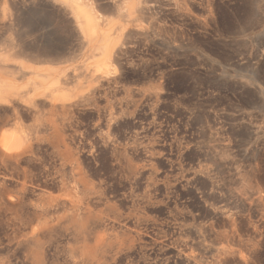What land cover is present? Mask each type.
Returning a JSON list of instances; mask_svg holds the SVG:
<instances>
[{
  "label": "rangeland",
  "instance_id": "374dc122",
  "mask_svg": "<svg viewBox=\"0 0 264 264\" xmlns=\"http://www.w3.org/2000/svg\"><path fill=\"white\" fill-rule=\"evenodd\" d=\"M211 5L212 21L207 34L192 31L191 46L181 51L182 55L179 53L183 57H178V54L161 58L154 51L148 53H153L151 55L144 54L146 62L126 68L122 84L115 88L117 95L115 90V93L108 94L113 100L103 95L98 101V108L101 109L85 110L65 124L68 129L89 131L113 126L117 130L115 140L121 147H129L132 160L148 163H145L142 175L129 179L125 160L119 161L124 158L117 155L112 147H102L108 152L99 147V152L105 153L98 152L96 165L83 155L88 165L93 166L91 170L94 166L98 169L94 168L105 193L99 201L101 204L93 202L87 205L89 208H56L51 212V229L55 231L50 229L46 240L45 237L41 239L43 247L48 246L47 255L52 258L49 262L54 261L49 264H95V260L110 259L114 248V253L117 249L119 254L115 256V264H220V260L223 262L225 258L221 254L222 248L242 252L237 254L241 256L245 252L242 245L247 241L259 239L257 242L264 244V0H211ZM39 19L38 27L50 31L47 20L45 23L44 18ZM45 27L49 29L45 30ZM200 52L208 54L212 62H204ZM157 73L164 78V97L159 98L161 101L147 94L138 98L139 88H147L151 84L150 79L155 78ZM102 107L109 110L105 111ZM114 108L119 110L115 109L116 112ZM42 114L45 117L41 118ZM41 115L36 121L29 117V125L34 122L41 126L56 119L52 112ZM42 119L45 122L42 123ZM2 121V127L7 126L3 130L12 129L15 125L6 117ZM87 138L92 139L91 136ZM127 142H130L129 145ZM130 146L136 149L133 151ZM47 157H44L46 161L43 164L53 166L50 157ZM248 174L253 179L252 186L246 183ZM7 212L1 216V221L4 220L2 226L5 227L1 231L6 232L2 235L11 237L12 241L8 242L5 238L1 241L0 264H34L31 246L29 248V243H24L26 240L22 234L25 231L21 232L19 217ZM76 227L82 234L76 233L79 231ZM15 228L18 229L17 234ZM83 233L85 237H82ZM242 240L244 243L240 242ZM113 242H118V246L116 244L115 247ZM263 244L248 264H264ZM84 245L92 248L87 256L77 254L81 256L77 258L76 254L68 253L70 249ZM259 250L261 253H258ZM237 261L242 264L239 257Z\"/></svg>",
  "mask_w": 264,
  "mask_h": 264
},
{
  "label": "bare ground",
  "instance_id": "6f19581e",
  "mask_svg": "<svg viewBox=\"0 0 264 264\" xmlns=\"http://www.w3.org/2000/svg\"><path fill=\"white\" fill-rule=\"evenodd\" d=\"M212 10L211 0H0V244L4 238L8 242L12 241L11 237L4 235L6 232L1 231L5 228L2 226L4 220L1 221V216L8 211L7 213L11 212V215H17L22 223L21 232L25 231L22 236L26 240L24 243H29V248L31 246L30 251L33 263L49 264L53 261L49 262L52 258L47 255L48 251L46 248L48 246L44 248L43 243H41V239L45 237L46 240V236L51 232V212L56 208H84V206H89L90 203L94 202L96 204L102 200L103 193H105V188L100 178H98L99 176H96L95 169L97 168L94 166L95 169H90L91 165L89 166V163L86 162L85 155L96 165L95 161L98 158L96 155L101 151V148L112 147L117 155L124 158L118 160L120 162L125 160L127 178L132 179L137 175L140 176L139 174L142 175V172L145 171V163L148 162L141 161L140 159H136L140 160L137 162L132 160L128 153L129 149H127L129 147H121L118 144V140H115L116 129L114 130L113 126L108 125L104 128L102 125L103 129L95 128L89 131L78 128L68 129L65 124L85 110L97 111L101 109L98 108V101L102 99L100 97L115 93L113 91L116 86L119 83L122 84L126 68L139 66L141 63L146 62L144 61L145 58H143L144 54L146 55L150 51H154L161 58H166L175 57L181 51H185L189 45L191 46L192 31L208 32L207 30L212 21ZM39 18H44L45 23H49L51 26L49 27L51 28L50 31L46 32L38 27L37 20ZM39 25L42 24L40 23ZM45 26L48 27V25ZM47 27H45V30L49 29ZM203 53H201V56L203 57L202 59H205L204 62H212L211 58L207 56L208 54L204 55ZM181 55L179 54L178 57ZM162 79L164 78L160 73L155 78L150 79V81L148 79L147 81L151 84H148L147 88H142V86L141 89L139 88L138 98L140 95L146 94L157 100L161 98L164 91ZM123 86L121 85V87ZM119 88L118 90H120ZM133 96H136V94ZM111 100L110 102H112ZM159 101L161 100L159 99ZM116 110L118 111L119 109ZM45 112L54 113L56 119L51 123H45L41 126L36 125L37 123L34 124V122L29 125L31 123L28 122L30 121L29 117H33L36 121V118H39L41 113ZM42 116L45 117V114H42L40 117L42 118ZM108 116H111V114ZM114 116L115 114L113 118ZM4 117L15 124L12 129H2L4 128L2 127L4 125L2 124ZM43 121L45 122L42 119V123ZM9 125L11 126V123ZM78 126L80 125L78 124ZM88 136H91L92 139H85ZM144 139L146 140V137ZM134 141H136V138ZM137 141L140 143V140ZM130 142H127V145ZM103 148L102 150L105 151ZM130 148L132 147L130 146ZM135 149L132 148L131 150L134 151ZM106 151L108 152V149ZM105 152H99V154H104ZM46 156L50 157L49 160L51 159L52 164H54L53 166L43 164L44 160L46 161L44 159ZM136 156L135 158H137ZM121 167L124 168V166ZM121 170L123 169L121 168ZM246 177V183L252 186L253 179L251 178V174H248ZM147 201L149 200L147 199ZM88 206L87 208H89ZM76 210L78 211V209ZM14 219L17 218L14 217ZM13 228L11 231H13ZM17 228H15V231ZM77 230L79 229L77 228ZM17 231L15 234H17ZM2 233L4 234L2 235ZM76 233L82 234L80 230ZM136 234L139 233L136 232ZM84 235L86 234L83 233L82 237H85ZM257 241L251 240L246 243L243 240L240 241L244 243L242 247H245V252L241 256L237 254H241L242 252L222 248L221 254L225 258L223 257V262L220 260L219 263L238 264L237 258L239 257L242 260V264H248V260L255 254L254 252L260 249V245L263 244ZM113 243L111 244H115V247L119 244L118 242ZM234 243L237 246L236 241ZM120 245L123 246L124 244L120 243ZM84 246H78L80 248L76 247L74 248L75 250L70 249L68 253L72 252V254H76L77 258L81 257L77 254L87 256L92 251V248ZM110 247L109 249L113 250ZM114 250L110 259L107 260L105 258L106 260L101 259V261L94 259L95 264H115L117 259L115 256L119 254L117 255V249L115 253ZM67 251L69 250L67 249ZM76 256L74 255V257ZM186 257L188 258V256ZM90 259L93 260V258ZM255 259L257 262V258ZM9 263L2 262V264Z\"/></svg>",
  "mask_w": 264,
  "mask_h": 264
}]
</instances>
